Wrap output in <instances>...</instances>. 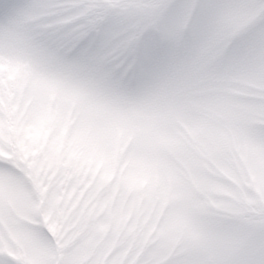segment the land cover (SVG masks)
I'll list each match as a JSON object with an SVG mask.
<instances>
[{"label": "snow or ice", "instance_id": "snow-or-ice-1", "mask_svg": "<svg viewBox=\"0 0 264 264\" xmlns=\"http://www.w3.org/2000/svg\"><path fill=\"white\" fill-rule=\"evenodd\" d=\"M137 9L133 15L103 0H0V46L16 53L0 58V264H18L21 237L36 235L55 237L57 246L34 243L29 264L56 257L153 264L152 220L133 199L112 202L101 163L105 147L115 157L147 134L140 117L158 101L146 86L151 60L141 45L149 3ZM255 65L260 86L264 48ZM238 115L264 119V100ZM127 162L136 164L134 153ZM250 174L264 186V152L254 150Z\"/></svg>", "mask_w": 264, "mask_h": 264}, {"label": "clouds", "instance_id": "clouds-1", "mask_svg": "<svg viewBox=\"0 0 264 264\" xmlns=\"http://www.w3.org/2000/svg\"><path fill=\"white\" fill-rule=\"evenodd\" d=\"M143 20L146 86L164 102L162 116L117 156L105 147V191L117 205L133 199L152 220L153 264H264V186L250 174L254 150L264 152V119L238 115L264 100L255 79L264 11L257 0H150ZM10 55L0 46V58ZM34 243L57 246L55 237L22 236L18 264H29Z\"/></svg>", "mask_w": 264, "mask_h": 264}, {"label": "rangeland", "instance_id": "rangeland-1", "mask_svg": "<svg viewBox=\"0 0 264 264\" xmlns=\"http://www.w3.org/2000/svg\"><path fill=\"white\" fill-rule=\"evenodd\" d=\"M104 3L109 5L112 8L116 9H128L130 14H137L138 5H143L145 3H150V0H103ZM163 101L158 100L156 104L149 106L145 109L140 117V122L145 126L147 131L151 129V126L154 122L161 119L162 116V107ZM118 139V137H117ZM160 141L163 144H166L168 147H175L174 141L170 135H162ZM35 226V225H34ZM73 241H69L68 246H71Z\"/></svg>", "mask_w": 264, "mask_h": 264}]
</instances>
